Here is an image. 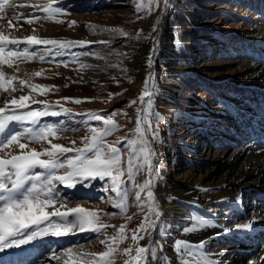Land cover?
Returning <instances> with one entry per match:
<instances>
[{"label": "rangeland", "instance_id": "1", "mask_svg": "<svg viewBox=\"0 0 264 264\" xmlns=\"http://www.w3.org/2000/svg\"><path fill=\"white\" fill-rule=\"evenodd\" d=\"M7 3L15 4L16 8L0 12V35L21 41L35 35L38 39L89 42L64 49L62 56L46 55L45 49L56 51L51 45L31 46L23 42L19 48L34 52L32 59L14 57L9 61L11 67L0 64L5 74L2 83L10 93L0 88V107L5 99L28 95L29 108L25 111L43 109L40 102L44 101L50 105V111L60 113L41 117L36 125L10 122L15 132L46 125L58 129L47 140H21L28 143L23 151L43 152L51 148L49 141L64 147H83L88 141L81 138L90 137L91 128L104 127L101 121L88 120L86 114L95 112L106 119L115 112L113 119L118 128L104 140L120 148L121 163L126 167L129 148L126 140L120 141L122 137L134 136L139 107L129 102L138 99L145 76L151 71L157 80L153 108L164 117L160 122V141L153 144L161 164L153 191L161 193L164 202L179 204L188 221L193 212L202 214L217 223L219 230L212 235L196 236L195 232L183 233L184 225L172 229L161 219L154 240L148 241L144 234V239L133 241V231L147 209L140 211L136 207L137 189L131 187L125 172L121 180L130 188L126 211L113 206L117 197L110 190H103L109 186L105 181H89L86 183L91 187L78 184L75 189L58 185L67 198L64 201L67 207L95 211L98 223L108 227L100 233L78 231L66 237L39 238L26 250L31 257L28 261L91 264L92 254L105 252L112 244L117 251L106 259L112 264H124L127 257L123 250L131 247L134 256L138 244L151 249L148 264H162L169 255L160 241L167 242L174 255L171 264H178L174 243L187 240L193 244L205 242L203 251L208 254L210 264H264V256L259 257L264 249V167L250 174H247L250 168L244 167L249 155L264 154V0H172L170 10L162 17L158 9L151 13L147 8L137 12L134 0H7ZM48 4L60 9L51 20L42 10ZM158 17L159 27L165 26V31L159 40L156 63L148 69L146 59L153 41L127 38L117 30L134 33L143 29L141 36H147ZM28 19L33 22L26 23ZM174 31L182 48L174 45ZM85 52L90 54L80 55ZM40 56L45 59L41 61ZM36 72L40 75H34ZM13 76L16 79L9 82ZM20 80L26 83L21 85ZM110 93L119 95L110 98ZM21 151L13 146L0 151V157ZM63 173L60 170L59 174ZM145 178L146 173L139 172L135 182L143 183ZM181 189L186 197L174 192ZM241 195L242 204L237 205L236 198ZM141 197L144 198L143 193ZM129 216L131 221L127 219ZM254 218L260 220L261 226L250 234L223 231L245 225ZM125 224L126 239L112 243L110 238L117 236L120 225Z\"/></svg>", "mask_w": 264, "mask_h": 264}, {"label": "snow or ice", "instance_id": "2", "mask_svg": "<svg viewBox=\"0 0 264 264\" xmlns=\"http://www.w3.org/2000/svg\"><path fill=\"white\" fill-rule=\"evenodd\" d=\"M134 3L137 12L147 8L151 13L158 9L161 17L167 15L170 6H172V0H139V2L134 0ZM15 8L16 5H9L7 0L0 2V12H4L5 9L14 11ZM42 10L48 13L46 18L49 20L60 12L59 8L53 7L51 4L44 6ZM28 15L32 16L31 13ZM15 18L19 19V17ZM35 19L39 18L35 17ZM25 22L32 23L33 20L28 19ZM159 24L160 17L157 18L148 35L143 37L141 36L143 29L134 33L117 30L121 36L127 38L136 40L151 39L153 41L146 59L148 69H151L156 63L155 56L159 38L153 33L159 32ZM9 26H12L11 18L9 19ZM23 42L31 46L51 45L56 51L53 53L52 49H45V54H54V56L65 55L64 49H71L77 45L85 46L89 43L86 41L62 42L56 39H38L35 35L28 36L24 41H21L0 35V64H7L8 67H11L9 61L14 57L32 59L35 56L34 52H30L28 48L23 50L19 48V45ZM10 45L15 47H9ZM174 45L178 49L182 48L181 39L175 31ZM89 54L85 52L80 55L87 56ZM44 59V56H40L41 61ZM34 75L39 76L40 72H36ZM4 76V72L0 70V88H3L4 93H9V88L2 83ZM14 79H16L14 76L9 78V82ZM25 83V80H20L21 85ZM12 91L14 92L16 89L13 88ZM156 93V76L149 71L145 76L140 96L137 100L129 102L130 105L139 104V107L136 108L134 136L132 138L122 137L120 141L126 140V147L129 148L126 167L122 166L121 163L120 148L107 144L104 140V137L111 135L118 128L113 119L116 115L115 112L110 113L106 119L99 113L89 112L86 114L88 120L101 121L104 127L100 130L91 128L92 135L81 138L82 141H88L83 147H64L49 141L50 149H45L43 152H38L35 149L25 152L23 150L28 148V143H22L21 140L29 142L47 140L49 136H55L58 129L52 125H46L39 129L25 128L22 131L15 132L10 128V122H28L36 125L40 123L41 117L57 116L60 113L50 111V105L44 101L40 102L44 104L43 109L25 111L24 109L29 108L28 95L4 100V106L0 107V151L11 149L13 146H18L22 151L19 154L6 153L5 156L0 157V264H35V261L22 259V256L26 250L33 246V242L39 238L48 236L66 237L74 234V231L100 233L103 228L108 226L98 223V213L79 206L67 207L64 203L67 198L61 194L58 185L67 189H75L78 184L83 187H91L90 183H86L89 181L97 179L105 181L109 186L103 190L105 192L110 190L117 197L113 206L121 209V211H126V201L130 188L125 181L121 180L125 172H127L131 187L137 189L134 194L136 207L140 211L147 209L139 227L133 231L132 240L144 239V234L151 238L152 232L157 229L162 216L160 205L153 191L154 181L159 176L161 167L159 156L153 144L160 141V122L164 120V117L153 108ZM113 95L119 94L110 93V98ZM74 102L80 103L81 101L75 100ZM9 105L13 107L9 108ZM63 111L68 112L69 110L63 109ZM72 143L75 145V141ZM67 153H75V155L66 156ZM42 156H46L47 159H42ZM36 169L43 171H36ZM60 170H64V173L59 174ZM142 171L146 173V178L143 183L137 184L135 176ZM106 178H109V180H106ZM204 191L208 190L204 189ZM142 193L144 194L143 199L141 197ZM169 199L174 200L177 198L169 197ZM57 202H60L59 207L56 206ZM235 203L237 205L242 204V195L236 198ZM48 209L52 210L49 211ZM153 217L156 219H153ZM127 219L131 221L132 217L129 216ZM189 220L191 224L182 229L183 233H194L213 223L208 217L202 214L198 215L195 212L192 213ZM259 223V220H249L245 225H237L233 229L225 228L223 231L225 234L243 232L247 235L254 231ZM126 227V224L120 225L118 235L110 238L112 243L126 239L124 236ZM161 232L163 233V229H161ZM100 243L105 244V241ZM204 248V241L193 244L187 240H176L174 251L177 254L178 264H210L208 254L203 251ZM67 251L71 253L72 249L68 248ZM116 251L117 249L109 244L107 251L92 254L91 264H112L106 258L111 257ZM123 252L127 257L124 264H147L151 257V249L138 244L135 247L134 256L131 247L124 249ZM223 254L220 253L219 255ZM96 257L99 259L97 260ZM162 264H171V259L165 256Z\"/></svg>", "mask_w": 264, "mask_h": 264}, {"label": "bare ground", "instance_id": "3", "mask_svg": "<svg viewBox=\"0 0 264 264\" xmlns=\"http://www.w3.org/2000/svg\"><path fill=\"white\" fill-rule=\"evenodd\" d=\"M164 31H165V26H162V27L160 26L159 27V32H158L159 40H160L161 36L164 34ZM155 58H156V56H155ZM244 167L245 168H250V170H251V171L247 172V174L255 172L257 169H259V167L263 168L264 167V154L254 155V156L253 155H249L247 157L246 161L244 162ZM185 189H187V188H185ZM174 192H176V194L178 193L182 197H186L187 196V195L185 196V194H183V189H181V191H178V192L175 190ZM154 194H155V196L157 198V202L159 203L160 209L162 211V216L160 217V220L162 219V222H166L167 226L168 227L170 226V228H172V229H174L175 226H177V227H179L181 225H184V227L185 226H190L191 222L188 221V218L186 216H184V214H182L179 204H177L175 202H172L171 204L166 203V202H164L163 198L161 197V193L157 194V192L154 191ZM254 220H259V219L254 218ZM259 224L257 226H261ZM165 231H173V230H165ZM218 231H219L218 230V225H217V223H215L213 221V223L211 225L203 227L201 230L195 232L196 233L195 235L196 236L202 235V234H211L212 235V234H214V233H216ZM74 232H78V231H74ZM155 232H156V230L152 232L151 238H149L147 236L148 241L154 240L156 238L155 235H154ZM159 244H160L161 248L164 249L166 251V253H168L169 258L171 259V257H173L174 255H173V253L170 252V249L168 247L169 245L167 244V242H160L159 241ZM223 256H221L220 258L222 259ZM260 256L261 257L264 256V249L259 254V257ZM29 258H31V257L25 251L23 253L22 259L28 261Z\"/></svg>", "mask_w": 264, "mask_h": 264}]
</instances>
